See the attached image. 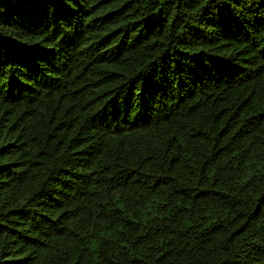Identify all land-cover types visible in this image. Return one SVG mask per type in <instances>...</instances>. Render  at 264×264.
I'll return each instance as SVG.
<instances>
[{
    "label": "trees",
    "instance_id": "16d2710c",
    "mask_svg": "<svg viewBox=\"0 0 264 264\" xmlns=\"http://www.w3.org/2000/svg\"><path fill=\"white\" fill-rule=\"evenodd\" d=\"M0 264H264V0H0Z\"/></svg>",
    "mask_w": 264,
    "mask_h": 264
}]
</instances>
